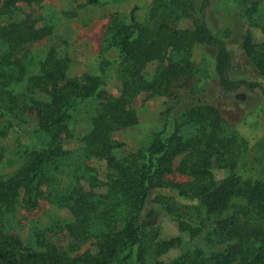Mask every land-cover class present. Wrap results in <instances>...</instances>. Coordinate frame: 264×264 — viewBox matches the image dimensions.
I'll return each instance as SVG.
<instances>
[{"label":"trees","instance_id":"1","mask_svg":"<svg viewBox=\"0 0 264 264\" xmlns=\"http://www.w3.org/2000/svg\"><path fill=\"white\" fill-rule=\"evenodd\" d=\"M31 1L1 0L0 14H9L18 3ZM98 1L87 0L89 4ZM221 1L244 4L240 13L264 34V18L257 21L253 15L261 0ZM210 2L200 1L193 29L173 26L193 8L188 0H153L147 21L138 18L136 7L130 10L129 22L116 25L112 34L117 46L115 74L122 86L117 97L104 88L101 75L69 77L68 58L53 49L39 60L37 71L25 77L28 51L23 50L39 40L45 29L36 27L31 15L0 24V135L25 126L32 114L36 116L35 126L26 130L31 143L23 149L24 163L13 174L0 177V210L12 209L20 196L26 208H33L45 196L44 185L51 188L54 184L55 172L70 165L73 153L62 149L59 137L69 129L68 120L81 104L92 105L89 127L81 137V158L105 161L101 178L85 161L74 163V181L48 193L53 204L66 206L73 216L64 225L69 237L75 242L95 238L93 251L71 256L39 237L35 245L28 246L0 230V264H264V178L249 168L235 167L238 154L230 150L232 143L245 145V149L247 143L239 142L243 138L235 133L221 137L226 123L216 107L195 103L171 119L172 105L165 110L162 128L147 145L124 157L113 154L121 143L112 133L136 122L128 106L130 99L142 90L176 96V90L194 77L189 53L196 43L214 50L213 71L221 94L243 89L264 98V84L231 76L233 57L225 38L215 33L205 18ZM241 48L264 76V37L254 42L247 29L241 36ZM174 52L181 57L170 58ZM152 60L160 63L147 80L142 70ZM11 80H24L23 90L14 92L9 87ZM185 124L194 126L195 133L185 136L181 132ZM43 135L49 140L40 147ZM178 154L183 157L177 171L191 177L183 183L166 180ZM212 156L227 161L230 171L225 177H213ZM2 158L0 147V161ZM156 187H172L195 200L183 210L162 204L178 230L189 235L182 254L169 261L160 255L180 245L181 240H156L157 231L150 236L154 229L150 224L158 211L146 210V205Z\"/></svg>","mask_w":264,"mask_h":264},{"label":"rangeland","instance_id":"2","mask_svg":"<svg viewBox=\"0 0 264 264\" xmlns=\"http://www.w3.org/2000/svg\"><path fill=\"white\" fill-rule=\"evenodd\" d=\"M200 1L188 0L190 7L193 8H190L188 16H182L173 26L193 29L197 17L196 9ZM152 2L153 0H99L95 4H89L87 0H34L30 3H18L16 9L9 14H0V24L8 25L26 15H31L36 21V27L45 29L39 40L26 45L23 50V52L28 51L25 60V77L35 73L39 60L46 52L53 49L57 55L68 58L69 77L86 73L101 75L105 80L104 88L117 97L121 94L122 86L115 74L117 46L112 38L114 27L129 22V13L133 7L137 8L138 18L147 21ZM244 9L245 5L239 1L211 0L205 9V18L211 29L225 38L233 57L231 76L264 84V76L241 48V36L247 29L250 30L254 42H260L264 37L259 26L251 25L246 16L240 13ZM253 15L256 16L257 21L263 20L264 0L259 2V10ZM1 49L3 47L0 45V51ZM178 57L181 55H176L175 52L170 54L173 60H177ZM189 60L193 64L194 77H191L184 87L176 90V96L151 94L150 91L142 90L130 99L128 106L134 111L136 122L112 133V138L121 143L120 147L114 149L113 154L117 158L124 157L147 145L152 135L162 128L165 110L172 105L171 119L173 115L179 114L192 104L208 103L216 107L226 123L221 137H229L231 133H235L243 138L239 142L247 143L246 149L245 145L242 147L238 146V142L232 143L230 150L238 154L235 167L249 168L253 174L260 173L264 178V98L256 92L243 89L221 94L213 71L212 47L194 44L189 53ZM159 63L157 60L149 61L142 70L143 77L147 80L151 79ZM9 87L14 92H21L24 88V80H11ZM91 107V104L77 106L68 120L69 129L60 133L59 141L62 149L71 151L73 155L69 166L55 172V182L51 188L61 189L74 181L72 169L76 162L85 161L92 173L96 172L99 178L103 176L104 160L81 158V137L89 127ZM35 123L36 116L32 114L25 126L0 135V147L3 153L0 161V177L13 174L24 163L23 149L31 143L26 130L33 128ZM181 128L185 136L195 133V127L191 124H185ZM48 140L49 136L43 135L38 141V146H44ZM182 157L183 154L174 157L172 172L166 175L167 181L183 183L191 179L190 176L177 171ZM210 161L215 179H221L229 173L230 166L227 161H217L215 156H212ZM81 183L84 184V180H81ZM51 188L44 185L45 196L40 197L33 208H26L21 202V196L12 209L2 208L0 230L6 235H14L28 246L35 245L39 237V240L53 244L71 256L86 250L93 251L95 238L75 242L66 233L64 225L70 223L73 216L66 206H58L51 202V197L48 195ZM194 201L180 195L172 187H156L151 191L146 210L151 208L158 211V214H154L150 224L154 228L150 236L157 231L156 240H168L174 237L181 240L180 245L161 254L160 259L169 261L178 257L189 240L188 233L178 230L176 221L163 211L162 204L168 203L173 208L183 210Z\"/></svg>","mask_w":264,"mask_h":264}]
</instances>
